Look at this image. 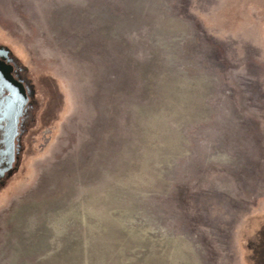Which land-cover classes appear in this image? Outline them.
<instances>
[{
	"label": "rangeland",
	"instance_id": "1",
	"mask_svg": "<svg viewBox=\"0 0 264 264\" xmlns=\"http://www.w3.org/2000/svg\"><path fill=\"white\" fill-rule=\"evenodd\" d=\"M0 42L39 105L0 264H263L264 0H0Z\"/></svg>",
	"mask_w": 264,
	"mask_h": 264
},
{
	"label": "flooded vegetation",
	"instance_id": "2",
	"mask_svg": "<svg viewBox=\"0 0 264 264\" xmlns=\"http://www.w3.org/2000/svg\"><path fill=\"white\" fill-rule=\"evenodd\" d=\"M38 106L35 82L26 66L0 42V192L20 167L39 123Z\"/></svg>",
	"mask_w": 264,
	"mask_h": 264
}]
</instances>
